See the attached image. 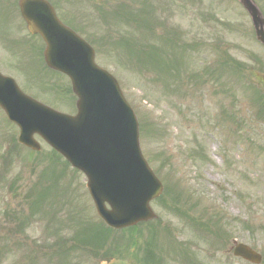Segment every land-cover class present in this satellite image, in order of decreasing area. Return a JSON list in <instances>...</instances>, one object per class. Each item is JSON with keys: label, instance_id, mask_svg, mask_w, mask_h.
I'll list each match as a JSON object with an SVG mask.
<instances>
[{"label": "rangeland", "instance_id": "374dc122", "mask_svg": "<svg viewBox=\"0 0 264 264\" xmlns=\"http://www.w3.org/2000/svg\"><path fill=\"white\" fill-rule=\"evenodd\" d=\"M254 1L264 13V0ZM49 2L91 44L95 62L116 78L137 116L142 154L163 191L150 202L153 219L138 223L134 234L109 231L107 241L94 247L98 234L92 225L99 218L83 174L54 157L38 137L37 152L14 146L17 130L0 116V264L134 258L147 238L160 257L156 264H250L232 256L234 242L259 251L264 264V51L248 37L241 7L233 0ZM116 10L127 15L114 17ZM99 11L113 20L103 23ZM0 12V41L6 44H0L1 72L31 97L74 113L69 81L44 67L42 40L23 30L10 7ZM168 31L170 43L161 39ZM194 42L189 50L174 44ZM126 45L143 52L157 47L159 57L138 62L144 53L134 56ZM224 55L240 65L238 73ZM163 61L164 72L156 66ZM217 228L226 236H216Z\"/></svg>", "mask_w": 264, "mask_h": 264}, {"label": "water", "instance_id": "95a60500", "mask_svg": "<svg viewBox=\"0 0 264 264\" xmlns=\"http://www.w3.org/2000/svg\"><path fill=\"white\" fill-rule=\"evenodd\" d=\"M238 1L264 44L261 12L253 0ZM19 7L29 32L45 42L46 65L70 78L77 113L66 115L41 104L0 73V106L18 125V141L38 150L36 133L81 170L97 212L109 226L122 228L151 219L148 203L160 194L161 184L141 154L137 119L117 81L95 64L92 47L58 20L46 0H20ZM233 254L252 263L261 261L259 253L242 243L235 245ZM100 264L130 263L110 259Z\"/></svg>", "mask_w": 264, "mask_h": 264}, {"label": "trees", "instance_id": "16d2710c", "mask_svg": "<svg viewBox=\"0 0 264 264\" xmlns=\"http://www.w3.org/2000/svg\"><path fill=\"white\" fill-rule=\"evenodd\" d=\"M113 15H115V16H117V15H127L126 13H124V11L122 10V11H114L113 12ZM119 39H123V41L125 42V44H126V38H119ZM126 40V41H125ZM127 46V45H126ZM157 47H152V48H148L149 49V51H147L146 50V52L144 51L143 52V50H142V48H140L139 47V50H141V53H144L143 54V56H141V57H139V59H137L138 60V62H142L143 60L144 61H146V60H149V61H151V62H153V61H155L156 60V58H158L159 57V52H158V50L156 49ZM127 49H128V51L131 53V54H133L134 56H135V51L136 52H139V50H136V49H134L133 48V50H130L129 48H128V46H127ZM156 49V50H155ZM155 57V58H154ZM161 60V57L158 59V61H160ZM158 61H157V63H158ZM163 64H167V62H165V61H163L162 62V64H158V65H156V66H159V68L161 69V71L163 70V72H164V70L165 71H167L168 69V67H167V65H163ZM53 152V151H52ZM53 156L54 157H58V155L55 153V152H53ZM66 164V163H65ZM36 203H37V201H34L33 202V204H32V209L34 208V207H36ZM31 211H33V210H31ZM92 227L94 228L93 230L94 231H96V233L98 234V239H97V241L93 244V242L92 241H88L90 244L92 243L93 245H94V247L95 246H99V244H100V242H102V244H104V242H106L107 241V239H108V233H109V231H110V229H108V228H105L101 223H93V225H92ZM75 247H77V246H75Z\"/></svg>", "mask_w": 264, "mask_h": 264}, {"label": "flooded vegetation", "instance_id": "af4514ba", "mask_svg": "<svg viewBox=\"0 0 264 264\" xmlns=\"http://www.w3.org/2000/svg\"><path fill=\"white\" fill-rule=\"evenodd\" d=\"M18 2H19V0H0V7L1 6H4L5 8H11V10H12V12H11V14H13V15H16V16H18L19 17V8H18ZM2 13L3 12H0V14L2 15ZM8 16H9V14H8ZM15 22H16V24H17V29H16V31H15V34H18L19 33V23H18V21L17 20H14ZM251 27V26H250ZM252 34H253V32H252ZM256 42V41H255ZM260 47H262V50L264 51V47L260 44V43H258V42H256ZM0 44H2V42L0 41ZM2 49H3V46H2ZM0 116H2V112H1V110H0ZM0 125H1V122H0ZM0 145L2 146V142H1V140H0Z\"/></svg>", "mask_w": 264, "mask_h": 264}]
</instances>
